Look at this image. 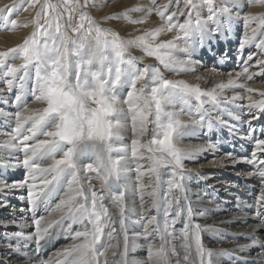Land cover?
<instances>
[{"label": "snow or ice", "instance_id": "6c2138e0", "mask_svg": "<svg viewBox=\"0 0 264 264\" xmlns=\"http://www.w3.org/2000/svg\"><path fill=\"white\" fill-rule=\"evenodd\" d=\"M36 2L39 0H33V3ZM172 2L173 0H169V4ZM230 2L235 6L241 5V0ZM176 3L179 5L180 0H176ZM253 3L264 5V0H246L247 5ZM71 4L72 0H61V3L45 0L41 11L36 13V27L32 34L16 48L0 51V69H6L3 72L4 77H11L6 80L8 88L11 90L14 81L18 79L23 89L27 69L29 65H34L31 95L36 102L46 105L42 109L29 110L21 104L22 95H16L15 100L23 111L15 113L16 123L11 138L13 142L4 147L15 148L24 153L22 163L28 172L22 183L6 184L0 181V191L27 186L28 200L35 210L38 203H45L52 189L67 178L64 197L52 210L60 214L59 219L34 218V234L26 237L39 242L49 234L50 229L65 220L71 222L70 230L72 224L82 225L83 230L75 231L72 235L73 241L81 242H74L57 254L63 264H107L106 254L110 248L115 247L111 241L116 233V228L111 227L113 217L103 204L104 193L108 192L113 205L119 210L120 231L123 232L122 264H129L127 256L130 251V238L125 227V191H115L110 184L113 178L119 179L121 165L126 157L119 155L113 159L110 153L126 151L122 147L114 148L113 144L124 131L121 117L130 115L131 131L136 137L132 140L131 158L144 159L147 153V159L152 162L144 172H140L138 168L141 177L149 175V183L145 184L141 180L138 188L141 193L150 190L152 207L157 206V188L151 182L152 178L158 179V169L162 166H170L172 169L173 179L164 197L166 206L163 224H160L156 216L138 221L142 223L143 232L137 235L149 236L153 232L160 235L161 244L159 247L149 248V259L154 264H172L171 258L175 257V264H181L177 245L172 241L177 239L175 224L182 215H186L188 223L180 234V247L184 249L183 261H190L194 255L195 259L191 260V264H212L213 250L204 248L201 237L202 231L211 229L191 223L193 209L190 205L185 207L181 203L182 199H186L185 196L177 195L169 199L173 189L181 193L184 191L183 159L200 150L180 149L176 146V141L203 126L205 122V114H201L199 119L182 120V106L194 98L199 109L204 103V97L215 101L218 91L222 92L231 86L244 88V84H238V78L247 74L248 68L245 67L243 73H237V79L230 78L226 83L221 82L210 90H204L198 84L192 85L184 80L165 79L155 66L145 65L138 68L137 61L142 57L126 56V53L129 47H137L147 56L154 57L166 69L177 72L194 71L192 52L196 47H203L206 38H211L213 33L218 34L220 31L219 25L215 29H209L207 22L215 23L217 12L229 13L230 9H215L213 0H183L184 9L177 7V11L171 14H166L169 4L155 9H132L130 11L145 12L146 15L141 20H131V23H142L147 15L155 11L164 24L133 40H123L111 29L100 27L84 12L80 13L79 23L73 24L71 13L82 6L79 0L70 8ZM61 6L69 12L66 25L61 23L63 14L58 11ZM86 6L87 0L83 7ZM204 6L207 7V21L200 18V9ZM178 13L187 14L188 18L179 23ZM124 17L127 18L126 13ZM112 18L119 17L106 19ZM41 19L43 23L40 22ZM242 20L245 28H249L253 22H258V26L264 28V15H243ZM11 24L12 28L17 26L15 20ZM69 30L72 34L79 35H70ZM173 30L178 32L173 39L155 42L162 33ZM252 32L254 36L256 29H252ZM250 42L251 39L246 35L241 48ZM260 46L264 47V42ZM176 52L185 54L186 59H177ZM10 53H18L23 63L18 66L7 64L6 58ZM93 65L98 67L93 69ZM22 71L25 74L17 76ZM247 78L251 79V76L248 75ZM125 87L128 91L121 101L119 90ZM247 91L251 93L253 89L248 88ZM260 95L264 96V92ZM238 99L243 97H232L233 102ZM248 100L250 110L254 108L264 111V99L253 100L249 96ZM177 105H181L180 111L174 110ZM206 115L211 125V114ZM219 123L225 124L222 120ZM149 125H152L151 138L144 141L141 138L149 135ZM39 136L44 138L39 139ZM208 147L211 148L212 145ZM256 148L264 151V139L256 141ZM88 151L94 154L95 161L87 163L81 169L78 160ZM44 161L50 162L45 165L42 163ZM250 162H256L255 153L253 161ZM259 163L264 164V161ZM81 172L84 173L83 179ZM93 173L94 177L89 175ZM258 175L264 178V170L258 171ZM93 179L100 181L101 191L95 190ZM260 200V207L264 208V196ZM173 204L178 210L170 215ZM3 206L6 205L0 201V207ZM256 215L260 216L261 212L258 210ZM105 228H110L106 247L101 245ZM22 236L19 231L14 234L16 238ZM253 243L256 241L253 240ZM98 245L103 247V251L98 249ZM216 255H228V252L221 250Z\"/></svg>", "mask_w": 264, "mask_h": 264}, {"label": "bare ground", "instance_id": "6f19581e", "mask_svg": "<svg viewBox=\"0 0 264 264\" xmlns=\"http://www.w3.org/2000/svg\"><path fill=\"white\" fill-rule=\"evenodd\" d=\"M16 2L17 0H0V51H7L22 44L33 28L34 18L31 6L27 5L19 11L14 8ZM92 4L91 14L97 19V24L118 33L123 40H133L146 31L162 26L164 21L153 11L147 15L144 22L131 23V20H141L146 13L130 10L161 8L169 4V0H95ZM246 5V0H241L240 6L233 5L230 0H213L215 9L228 7L230 11L229 13L217 12L215 23L207 22L209 29H215L219 25L220 31L218 34L213 33L211 38H206L203 48L207 52H204L203 49L199 50L202 47H196L192 52L194 71L177 72L166 69L154 57L147 56L137 47H129L126 53V56L142 57L137 61L138 68H143L145 65L155 66L165 79L184 80L192 85L198 84L204 90H210L221 82L226 83L230 78L237 79V73H243V69L248 68V73L238 78V84H244V88L231 86L222 92L218 91L215 101L204 97L202 98L204 103L199 109L194 98L189 99L188 103L182 106L184 108L181 115L182 120L199 119L201 114H205V122L203 126L176 141V146L180 149L200 150L194 151L183 159L184 180L182 183L184 191L181 193L173 189L169 199L177 195L185 196L186 199H182L181 203L185 207L188 205L192 207L191 223L211 229L202 231L201 237L204 248L213 250L212 264H246V262L247 264H264V247H262L264 245V208L260 207L262 203L260 198L264 196V178L258 175V171L264 170V164L259 163V161H264V151H259L256 148V141L264 139V111L248 108L249 96L253 100L264 99V96L260 95L261 92H264V64L261 63L264 62V47L260 46L264 42V28H260L258 22H253L249 28H245L242 20L243 15H264V5L253 3L248 5L249 10L242 13V8ZM177 7L184 9L183 0H180L179 5L176 0H173L169 4L167 13L171 14V12L177 11ZM125 13L127 18L124 17ZM182 16L184 15L178 13L177 22ZM107 17L119 18L106 19ZM207 17V7L204 6L200 9V18L207 21ZM187 18L186 14L185 20ZM13 20L17 24L15 28H12ZM252 29H256L254 36ZM238 32L241 33V39L236 47ZM177 35L176 31L173 38ZM246 35L251 39V42L241 48ZM170 36V32L165 31L155 42L169 40L170 38H166ZM252 46L254 48L250 51ZM246 51H248L247 54ZM175 56L180 60L186 59L183 53L176 52ZM214 56H217L216 59ZM9 57H11V53ZM222 57H226V62L230 63L225 66V69L227 66H232L228 73H224L222 68L217 67L219 63L217 59H222ZM11 59L12 57L6 59L7 64L17 66L22 64L21 58L10 62ZM93 67L95 69L98 65ZM33 69L34 66H29L27 69L23 89L17 79L11 90L6 83V80L11 77H4L3 72L6 69H0V181L6 184L24 182L28 172L22 163L24 153L15 148L4 147V145L13 142L11 138L16 123L15 113L23 111V108L15 100L16 95H22L21 104L29 110L42 109L46 106L36 102L31 95L34 85ZM23 74L25 73L22 71L17 73V76ZM248 75L251 76V79L247 78ZM248 88L253 91L249 93ZM119 91L120 99L123 101L128 88H121ZM234 96H240L243 99L233 102L232 97ZM30 97H32L31 100H29ZM26 99L29 101L27 104H25ZM124 107L126 108V105ZM180 108L181 105H177L174 110L180 111ZM205 112L211 114V125L208 123V116ZM221 120L225 124L219 123ZM121 123L124 131L120 138L114 142L113 147H122L126 151L123 153L112 152L110 155L113 159L118 158L119 155H125L126 159L122 162L119 179L113 178L110 184L115 191H125V227L130 238V251L127 259L129 264H154L149 259L148 250L150 247L160 246V235L157 232H153L149 236L137 235L143 232L142 223L138 221H141L142 218L156 216L160 224H163L166 206L164 197L168 193L169 185L173 179L172 169L170 166H162L158 169V179L152 178L151 182L157 188V206L152 207L153 198L149 195L150 190L141 193L138 188L141 180L145 184L150 181L149 175L146 174L142 177L139 175L138 168L140 172H144L152 162L147 159V153H145L144 159L131 158L132 140L136 137L131 131L130 115L122 116ZM225 125L230 126L231 130ZM151 128L152 125H149V135L142 137V140L147 141L151 138ZM38 138L43 139L44 137L39 136ZM208 145H212V147L209 148ZM253 153H255L256 162H250L253 161ZM229 154L231 155L229 156ZM94 161V154L88 151L80 156L78 165L82 169L84 165ZM49 162L42 163L46 165ZM23 172L24 177L21 178L20 173ZM80 175L83 179L84 173L81 172ZM89 175L95 176L94 173ZM12 177L14 178L11 179ZM66 181L67 178L63 179L59 186L54 187L45 203H38L35 210L32 209L28 200L27 186L6 188L0 191V201L6 205L0 207V264H63L57 254L72 243L81 242L80 240L73 241L72 235L75 231L83 230L82 225L72 224L70 230L71 222L67 220L50 229L49 234L39 242L34 238H26L34 234V218L59 219L60 214L52 210L64 197V192L67 190ZM38 183L39 181H37ZM92 184L95 190L101 191L99 180L93 179ZM103 204L113 217L111 227L116 228V233L113 234L114 238L111 241L115 247L110 248L106 254L107 264H122L123 232L120 231L119 210L113 205L108 192L104 193ZM177 210V206L173 204L170 215H174ZM258 210L261 212L260 216L256 215ZM186 223H188V218L186 215H182L175 224L177 239L172 241L177 245L181 264H191V260L195 259L194 255L190 261L182 259L184 249L180 247V234ZM18 231L23 234L21 238L14 237ZM109 231L110 228H105V234L101 238V245L104 247L109 242ZM253 240L256 241L255 244ZM101 245L97 247L103 251ZM51 247L53 248L49 250ZM221 250H226L228 255H216ZM231 254H237L244 260L236 261L237 257L232 258ZM171 259L172 264H175L176 258L172 257Z\"/></svg>", "mask_w": 264, "mask_h": 264}, {"label": "rangeland", "instance_id": "374dc122", "mask_svg": "<svg viewBox=\"0 0 264 264\" xmlns=\"http://www.w3.org/2000/svg\"><path fill=\"white\" fill-rule=\"evenodd\" d=\"M95 0H87V6L86 7H83V5H84V3H85V0H79V3H80V5L82 6V7H79V8H77L76 9V11L75 12H73V13H71L72 14V23L73 24H77V23H79V16H80V13L81 12H84V13H87L90 17L92 16V14H91V12H92V9H93V4H92V2H94ZM50 2L51 3H61V0H50ZM45 3V0H39V2H36V3H33V0H17V2H16V4L14 5V8L16 9V10H19V11H21V10H23V8L24 7H26L27 5H30L31 7H30V9H31V11H32V13H33V18H34V21H35V19H36V13L38 12V11H41V6L43 5ZM75 4H76V0H72V4L71 5H69V7L71 8V7H74L75 6ZM247 7V8H246ZM13 8V9H14ZM243 10H242V13L244 12H246L247 10H249L248 9V5H246L244 8H242ZM50 11V10H49ZM58 11L59 12H61L63 15H62V20H61V23H63V24H67V22H68V15H69V12L68 11H66L65 10V8L63 7V6H61V7H59L58 8ZM168 14V13H167ZM41 15L43 16V13H41ZM186 15V14H185ZM185 15L184 16H182L181 18H180V21H179V23H183L184 21H185ZM95 22H96V20L97 19H95L93 16L91 17ZM184 20V21H183ZM41 23H43V19H41V21H40ZM99 25V24H98ZM100 27H102V28H106V27H103V26H101V25H99ZM35 27H36V25H35V23L33 24V28H32V31L26 36V38L27 37H29L31 34H32V32L35 30ZM106 29H108V28H106ZM113 31V30H112ZM69 34L70 35H79V34H72L71 32H70V30H69ZM174 34H176V30H173V31H171L170 32V35L172 36H170V37H168V38H166V39H169V40H171V39H173V36H174ZM229 35H232V34H229ZM237 41L235 42L236 43V47L238 46V42H239V40L241 39V33L240 32H238V34H237ZM25 38V39H26ZM222 43L224 42V41H221ZM18 45H21V44H18ZM18 45H16L15 47H13V48H16ZM223 46H225V45H223ZM199 48V47H198ZM254 48V46H252V47H250V51L252 50ZM204 50V48L202 47L201 49H199V50ZM206 51V49L204 50V52ZM207 52V51H206ZM247 52L248 51H246V54H247ZM208 54H210V52L208 51ZM225 54H227L226 52H225ZM236 55V54H235ZM227 56V55H226ZM11 57H12V59L10 60V62L11 61H14V60H16V59H20L21 58V56L17 53V54H12L11 53ZM11 57H7V58H11ZM216 57L217 56H214V59H216ZM6 58V59H7ZM225 58L226 57H222V59H224L223 61H225L226 62V60H225ZM244 58L246 59V55L244 56ZM22 59V58H21ZM72 59H75V57H73ZM222 59L221 58H218L217 60H219V63H218V66L217 67H219V69H223L224 70V73H228L229 71H230V69H231V67L232 66H227L226 67V69H225V66L226 65H229L230 63L228 62H223L222 61ZM22 63H23V59H22ZM30 67L31 66H34V65H29ZM94 66V65H93ZM29 68V67H28ZM94 68V67H93ZM34 74H35V67H34V69L32 70V77H34ZM31 98L32 97H30V99L29 100H31ZM29 101L26 99V103L25 104H27ZM223 110V109H222ZM224 111V110H223ZM226 112V111H225ZM206 113V112H205ZM206 114H208V113H206ZM230 116V115H229ZM203 130L206 132V130L204 129V127H203ZM20 177L22 178V177H24V172L23 173H20ZM14 177H12L11 179H13ZM56 246V245H55ZM55 246H53V247H55ZM53 247H51L49 250H51Z\"/></svg>", "mask_w": 264, "mask_h": 264}]
</instances>
